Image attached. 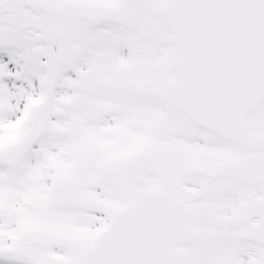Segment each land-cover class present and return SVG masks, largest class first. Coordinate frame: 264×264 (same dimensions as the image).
Segmentation results:
<instances>
[{"label":"snow or ice","instance_id":"snow-or-ice-1","mask_svg":"<svg viewBox=\"0 0 264 264\" xmlns=\"http://www.w3.org/2000/svg\"><path fill=\"white\" fill-rule=\"evenodd\" d=\"M0 264H264V0H0Z\"/></svg>","mask_w":264,"mask_h":264}]
</instances>
